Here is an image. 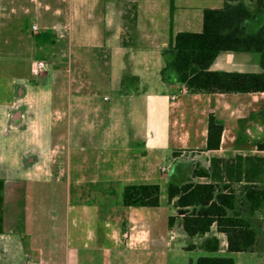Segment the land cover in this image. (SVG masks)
Masks as SVG:
<instances>
[{"label":"crops","instance_id":"obj_1","mask_svg":"<svg viewBox=\"0 0 264 264\" xmlns=\"http://www.w3.org/2000/svg\"><path fill=\"white\" fill-rule=\"evenodd\" d=\"M243 1L256 14L252 26L264 24L256 10L264 0ZM223 5L0 0L13 67L1 75L8 85L0 100V264H154L158 239L144 212L151 207L125 206V186L184 181L193 170L187 152L204 168L212 157H264V92L192 94L160 75L172 34L201 32L203 11ZM41 60L52 64L51 90L40 82L47 70L33 72ZM211 69L263 71L259 53L234 51L221 52ZM126 77L136 80L124 88ZM211 114L223 133L220 147L208 150ZM170 153L173 164L165 165ZM214 234L222 240L215 253H229L224 234Z\"/></svg>","mask_w":264,"mask_h":264},{"label":"trees","instance_id":"obj_2","mask_svg":"<svg viewBox=\"0 0 264 264\" xmlns=\"http://www.w3.org/2000/svg\"><path fill=\"white\" fill-rule=\"evenodd\" d=\"M173 12V1L171 4ZM253 9L243 0H224L221 8L203 11L201 32L182 31L172 34L162 50L165 64L160 71L162 81L186 86L189 93H252L264 92V24L253 27ZM256 10L263 11L261 1ZM223 51L256 52L261 55V72L212 70L211 65ZM135 77H126L122 85L129 86ZM223 126L213 114L208 122L207 149H218ZM264 150V143L258 144ZM203 177L204 182L194 181ZM243 183V184H242ZM239 184L240 188L234 185ZM242 184V185H241ZM4 182L0 179V233L2 232ZM159 184H130L125 186L124 205L128 207H159ZM168 202L176 209L169 216L173 227L180 219L184 232L199 237L186 250L201 249L218 252L222 240L212 233L224 234L229 253L264 252V157L237 154L231 158L212 157L208 168L196 166L191 178L167 188ZM208 234H210L208 236ZM191 264H236L230 256H201Z\"/></svg>","mask_w":264,"mask_h":264},{"label":"rangeland","instance_id":"obj_3","mask_svg":"<svg viewBox=\"0 0 264 264\" xmlns=\"http://www.w3.org/2000/svg\"><path fill=\"white\" fill-rule=\"evenodd\" d=\"M8 32H5L3 29L0 28V100L4 99V90L7 87V81L1 77V75L9 72L6 66L9 61L5 59V49H4V39ZM12 34V33H11ZM36 58H44L47 62H49V57L44 54H37ZM13 67L10 68V70ZM47 75L45 77L40 78L41 85L44 89L51 90L56 83L54 77V71L52 64L49 63L47 65ZM5 76V75H4ZM5 161L10 164L12 160V156L8 153V150L1 153ZM198 155L197 152H187L185 153V161L188 164H192L193 170L196 166H202L199 162H196L199 157H194ZM231 158V157H229ZM165 165H172L173 164V155L170 153L167 159L164 161ZM190 169V167H188ZM191 170V169H190ZM192 170V171H193ZM187 178L184 181L191 178L192 172H187ZM180 179V178H176ZM182 179V178H181ZM180 179V180H181ZM206 178L199 177L195 178L194 181H206ZM183 182V181H182ZM243 184V183H242ZM241 184V185H242ZM235 188H240L239 184L234 185ZM167 183H162L161 188V205L159 207L154 208H145L144 212L150 220L153 222L154 227L153 231L155 234L154 251L153 254L150 256V261L154 264H191L193 261L197 260V258L201 256H214V255H223V256H230L233 257L236 261V264H264V253H250V252H237V253H215V252H208L201 249L196 250H186L184 247L189 243H198L200 241L199 237H190L188 236L183 229V225L180 219H177L175 225L171 228L168 225V218L171 215L176 214V209L168 202V195H167ZM260 216H263L264 213H259ZM215 228V227H214ZM262 234L264 235V226L261 229ZM215 232V229L212 233ZM216 233V232H215ZM210 234H208L209 236Z\"/></svg>","mask_w":264,"mask_h":264},{"label":"built area","instance_id":"obj_4","mask_svg":"<svg viewBox=\"0 0 264 264\" xmlns=\"http://www.w3.org/2000/svg\"><path fill=\"white\" fill-rule=\"evenodd\" d=\"M32 28H33V30L35 32H37L39 30V27H38V25L36 23L33 24ZM46 68H47V66H46V63L44 61H42V60L41 61H37L33 65V72L38 74V73H41V72L45 71ZM125 237H128V235L125 234Z\"/></svg>","mask_w":264,"mask_h":264}]
</instances>
